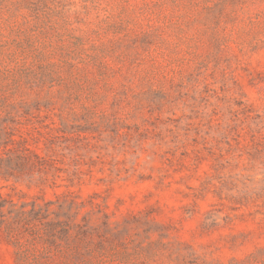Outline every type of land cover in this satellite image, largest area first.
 Listing matches in <instances>:
<instances>
[{
    "label": "rangeland",
    "instance_id": "1",
    "mask_svg": "<svg viewBox=\"0 0 264 264\" xmlns=\"http://www.w3.org/2000/svg\"><path fill=\"white\" fill-rule=\"evenodd\" d=\"M0 137L72 206L0 264H264V0H0Z\"/></svg>",
    "mask_w": 264,
    "mask_h": 264
},
{
    "label": "trees",
    "instance_id": "2",
    "mask_svg": "<svg viewBox=\"0 0 264 264\" xmlns=\"http://www.w3.org/2000/svg\"><path fill=\"white\" fill-rule=\"evenodd\" d=\"M10 142L14 141L0 137V181L19 182L24 176L43 170V158L24 146L21 150L9 148ZM53 204L41 197L25 200L23 195L0 191V236L20 251L19 257L39 243L55 246L57 240L69 237L72 206L53 210Z\"/></svg>",
    "mask_w": 264,
    "mask_h": 264
}]
</instances>
